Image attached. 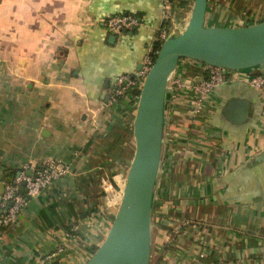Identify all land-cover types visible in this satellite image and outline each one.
I'll list each match as a JSON object with an SVG mask.
<instances>
[{
  "label": "crops",
  "instance_id": "0c3cea01",
  "mask_svg": "<svg viewBox=\"0 0 264 264\" xmlns=\"http://www.w3.org/2000/svg\"><path fill=\"white\" fill-rule=\"evenodd\" d=\"M251 1L209 0L208 24L243 25ZM164 5L0 0V186L49 159L68 169L5 229L0 264H85L106 238L135 150L141 72ZM109 15H133L139 26L114 34L101 22ZM201 67L183 60L177 73L195 81ZM120 76L135 79L139 91L122 107L109 104ZM234 97L250 101L242 125L223 114ZM207 108L192 119L183 98L168 103L151 264H264V161L244 166L264 150V105L240 83L219 86Z\"/></svg>",
  "mask_w": 264,
  "mask_h": 264
},
{
  "label": "water",
  "instance_id": "95a60500",
  "mask_svg": "<svg viewBox=\"0 0 264 264\" xmlns=\"http://www.w3.org/2000/svg\"><path fill=\"white\" fill-rule=\"evenodd\" d=\"M208 2L189 0L142 81L134 120L135 150L122 198L106 238L85 264L152 262L154 209L165 154L171 78L181 61L190 59L227 70H258L264 66V19L241 26H211ZM249 106V100L234 97L225 103L223 114L231 123L242 125ZM263 161L264 150L244 166ZM9 181L7 178L0 186V202Z\"/></svg>",
  "mask_w": 264,
  "mask_h": 264
},
{
  "label": "built area",
  "instance_id": "2783aa9c",
  "mask_svg": "<svg viewBox=\"0 0 264 264\" xmlns=\"http://www.w3.org/2000/svg\"><path fill=\"white\" fill-rule=\"evenodd\" d=\"M188 2L189 1H187L182 8L181 0H165L163 15L164 23L160 34L164 40L175 28L177 24V16L182 10H184ZM178 10H181L179 14H177ZM101 22H103L106 28L114 34H122L139 25L138 18L133 15H109L104 17ZM152 63L153 60H151L148 55L141 72L142 81ZM199 71L200 76L198 79H195V81H187V79H184L183 76L179 75L177 72L171 78L169 95L170 104H173V102L175 104V101L177 102L183 98V101L188 106L192 119L196 117L199 118L202 113L211 112L207 106L209 102L213 100L216 89L223 84L241 83L254 88L264 105V71L260 69L227 70L204 64H202ZM133 85H136L135 79L130 78L129 76H120L117 80L116 90L109 100L111 105H114L117 102V95L123 94L129 86ZM254 153L256 154V149H254ZM27 169L28 168H26V170ZM67 172V167L60 161L49 159L36 173L30 175L21 171L18 177L7 182L0 203V208L2 210V213L0 214V238L3 236L5 229L17 221L18 216L28 199H35L43 189L65 175ZM22 189L25 190V194L21 193ZM57 250L58 252L62 251V248L59 247ZM55 254L56 253H54V255Z\"/></svg>",
  "mask_w": 264,
  "mask_h": 264
},
{
  "label": "trees",
  "instance_id": "16d2710c",
  "mask_svg": "<svg viewBox=\"0 0 264 264\" xmlns=\"http://www.w3.org/2000/svg\"><path fill=\"white\" fill-rule=\"evenodd\" d=\"M181 3L183 4V5H185L186 4V1H183L182 2V0H181ZM139 26V25H138ZM138 26H135L134 28H132V29H130V30H127V31H125L124 33H127V32H132V31H135L136 30V28L138 27ZM162 28V27H161ZM161 28H160V30L157 32V35H156V38H155V40L153 41V47L151 48V52H150V54H149V56H150V58H151V60H154L155 59V57H156V54H157V52H158V50L160 49V47H161V45H162V43H163V41H164V39L161 37ZM124 33H122V34H124ZM204 65H206V64H204ZM118 80V79H117ZM138 85L136 84V85H133V86H129L125 91H124V93L123 94H121V95H117V103H115L114 105H117V106H119V107H122L123 106V104H131L132 102L130 101L131 100V97L133 98V96H135V95H137L138 93H139V91H138ZM114 94V93H113ZM112 94V95H113ZM130 98V99H129ZM11 180V179H10ZM170 232H172V236H171V238H172V240L173 239H176V234H177V230H171ZM170 242V241H169ZM168 242V243H169ZM170 244V243H169Z\"/></svg>",
  "mask_w": 264,
  "mask_h": 264
},
{
  "label": "rangeland",
  "instance_id": "374dc122",
  "mask_svg": "<svg viewBox=\"0 0 264 264\" xmlns=\"http://www.w3.org/2000/svg\"><path fill=\"white\" fill-rule=\"evenodd\" d=\"M251 3H252V12H251V14H248V17H245L244 20H241L240 23H242L243 25L250 24L252 22H257V21L264 19V0H253V1H251ZM109 104H111V103L109 102ZM173 104H174V102H173ZM175 104H176V101H175ZM118 113L119 112H116V114H118ZM118 117L122 120V122H124L125 120L126 121L128 120L130 122V118H125L126 117L125 112L119 113ZM208 117H209V115L207 117H205V120H204L205 123H207V122L209 123ZM174 229H178V228H174ZM174 229H172V230H174ZM171 234H172V232H170L169 238L172 236Z\"/></svg>",
  "mask_w": 264,
  "mask_h": 264
}]
</instances>
